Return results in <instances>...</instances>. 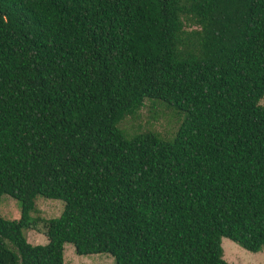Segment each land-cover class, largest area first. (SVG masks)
<instances>
[{
  "label": "trees",
  "instance_id": "1",
  "mask_svg": "<svg viewBox=\"0 0 264 264\" xmlns=\"http://www.w3.org/2000/svg\"><path fill=\"white\" fill-rule=\"evenodd\" d=\"M187 24L196 29L186 31ZM264 0H0V264H228L264 248ZM160 100L171 141L118 123ZM37 196L63 202L31 245Z\"/></svg>",
  "mask_w": 264,
  "mask_h": 264
},
{
  "label": "rangeland",
  "instance_id": "2",
  "mask_svg": "<svg viewBox=\"0 0 264 264\" xmlns=\"http://www.w3.org/2000/svg\"><path fill=\"white\" fill-rule=\"evenodd\" d=\"M186 31L196 29L187 24ZM264 107V96L258 103ZM183 116L173 107L160 100L145 99L139 111L121 120L117 128L122 136L130 140L133 137L151 133L163 141H171L182 122ZM63 210V202L37 196L34 210L30 213L32 226L23 231L24 237L31 245H45L43 235L48 220L58 217ZM0 217L5 220H17L20 217V206L7 195L0 198ZM222 259L228 264H264V248L253 253L241 248L227 238H221ZM63 264H115L114 258L107 253L79 256L70 244L64 246Z\"/></svg>",
  "mask_w": 264,
  "mask_h": 264
}]
</instances>
